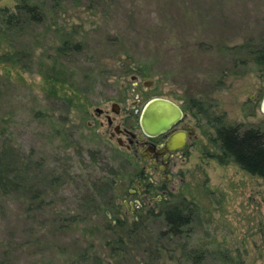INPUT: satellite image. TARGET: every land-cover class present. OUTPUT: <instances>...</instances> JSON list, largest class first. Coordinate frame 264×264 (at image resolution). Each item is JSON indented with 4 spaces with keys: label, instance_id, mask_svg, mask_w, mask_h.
<instances>
[{
    "label": "rangeland",
    "instance_id": "374dc122",
    "mask_svg": "<svg viewBox=\"0 0 264 264\" xmlns=\"http://www.w3.org/2000/svg\"><path fill=\"white\" fill-rule=\"evenodd\" d=\"M30 2L37 22L0 14V264H264V179L218 162L211 141L217 121L264 123V66L247 58L264 44V0ZM65 36L78 48L56 52ZM152 96L183 104L199 137L143 198V162L94 107ZM172 206L190 218L177 234L163 231Z\"/></svg>",
    "mask_w": 264,
    "mask_h": 264
},
{
    "label": "flooded vegetation",
    "instance_id": "af4514ba",
    "mask_svg": "<svg viewBox=\"0 0 264 264\" xmlns=\"http://www.w3.org/2000/svg\"><path fill=\"white\" fill-rule=\"evenodd\" d=\"M132 103L129 105L130 109L127 108L125 111H120L116 105V111L111 109L112 106L109 109L113 113L99 107H94V111L97 115H102L97 123L104 127L103 130L108 137L113 138L120 147L129 151L137 161L143 162L140 165L138 175L140 179L137 180V185H143L142 197L145 198L148 188L156 181L151 179L152 172L159 171L162 178L168 180L172 176L176 162L185 161L195 149L199 135L196 132L197 126L193 116L189 115L181 103L172 102L178 108V113H174L171 107L169 112L171 119L168 124L153 132L143 130L138 122V114L144 103L139 109L134 108ZM119 112L123 114L116 118ZM144 178L147 179L146 182ZM157 186L161 191L165 190L163 182H157Z\"/></svg>",
    "mask_w": 264,
    "mask_h": 264
},
{
    "label": "trees",
    "instance_id": "16d2710c",
    "mask_svg": "<svg viewBox=\"0 0 264 264\" xmlns=\"http://www.w3.org/2000/svg\"><path fill=\"white\" fill-rule=\"evenodd\" d=\"M1 19L4 20L6 27H12L21 21L37 22L42 17L43 10L38 3L30 2V0H18L13 9L6 7L0 8ZM55 51L61 52L78 48V42H73L66 36L63 37ZM247 58L256 63L257 67L264 66V44H259L250 49ZM53 71V80H57L61 70L54 65L51 67ZM193 103L196 104V101ZM214 135L211 141L217 147L218 152L212 155L220 163L232 160L240 168L264 179V123L259 126H249L240 130L237 125H227L221 121H217L214 125ZM5 149L0 151V182L7 178L10 172L6 168L1 155ZM166 224L165 233L177 234L183 225H186L190 218L188 213H181L176 207L172 206L162 211ZM195 257L200 259L201 254L193 251ZM196 258H194L196 260Z\"/></svg>",
    "mask_w": 264,
    "mask_h": 264
},
{
    "label": "water",
    "instance_id": "95a60500",
    "mask_svg": "<svg viewBox=\"0 0 264 264\" xmlns=\"http://www.w3.org/2000/svg\"><path fill=\"white\" fill-rule=\"evenodd\" d=\"M115 105L116 103H111L113 111H116ZM171 107H173L174 113H178V108L170 100L162 97L149 98L138 114L140 127L148 132L157 131L165 127L171 119L169 117ZM259 109L264 112V93L259 101Z\"/></svg>",
    "mask_w": 264,
    "mask_h": 264
}]
</instances>
